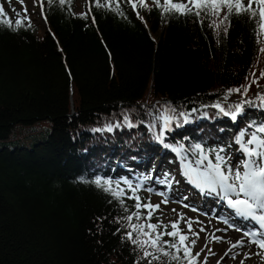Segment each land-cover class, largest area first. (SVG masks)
I'll return each instance as SVG.
<instances>
[{"label":"trees","instance_id":"1","mask_svg":"<svg viewBox=\"0 0 264 264\" xmlns=\"http://www.w3.org/2000/svg\"><path fill=\"white\" fill-rule=\"evenodd\" d=\"M41 1L44 27L20 17L17 28L0 13L12 23L0 22V264H149L125 235L123 218L136 211L131 193L121 204L93 181L143 178L157 153L160 175L174 156L198 157L196 145L225 158L237 132L256 133L264 126V36L257 43L246 15L214 28L215 17L162 16L153 0L136 10L120 0L123 17L88 0V19L75 0L71 12ZM249 85L247 94H229ZM237 104L235 119L225 114ZM44 120V140L28 147L10 139L14 126ZM158 220L154 212L150 223ZM152 264L176 261L161 255Z\"/></svg>","mask_w":264,"mask_h":264},{"label":"snow or ice","instance_id":"2","mask_svg":"<svg viewBox=\"0 0 264 264\" xmlns=\"http://www.w3.org/2000/svg\"><path fill=\"white\" fill-rule=\"evenodd\" d=\"M125 3L130 4L133 10L138 8H148L146 0H124ZM23 4V0H21ZM48 3H53V0H48ZM154 5L161 10V15H177L186 16L194 15L197 18L215 17L211 23V27L219 28L226 25L230 21V17L233 15H246L255 24L254 34L257 37V43H261L260 37L264 36V0H153ZM59 4L64 6L68 5V10L71 12V0H59ZM255 5V7H254ZM96 8H105L111 10L121 17L124 16L123 11L120 8V0H115L113 4L111 0L108 3H100V0H95ZM43 14V4H40ZM27 11L25 7V12ZM3 12L2 6H0V13ZM91 12L89 8L88 13H81L80 18L88 19V15ZM221 13L223 15L221 16ZM138 18L143 20L139 11H136ZM19 16L20 13H17ZM218 21V22H217ZM12 27L10 20L0 21ZM92 23L95 24V18H92ZM16 27L22 26L23 21L17 19L15 21ZM29 26L30 21H29ZM227 32V27L224 28ZM261 52H264L262 47ZM264 76V72L261 73ZM253 83H256L253 80ZM249 86L243 88L230 89L229 94L233 92H239L247 94ZM262 104H264V96L257 97ZM220 111L224 109L220 105H214ZM242 110V104L235 105L234 111L230 114L233 119ZM183 115V114H181ZM169 119H165L164 127L167 128ZM256 133H264V126L257 127ZM256 133H253L247 143H244V133H241L237 139V143L240 145V151L245 155L244 162L237 166L235 170L227 163L224 157L218 152L215 155V160L209 158L207 154H204L199 145L195 146V151L198 153L199 158L194 161L182 163V174L189 179V182L202 190L218 191L227 202L228 207L235 210V213L246 219L255 221L258 225V229L255 231H244L242 229H235L242 231L243 236L249 239V242L256 244L259 248L264 249V140L259 139ZM248 145L254 146L249 148ZM178 154H182L185 150L183 148L173 149ZM221 152L223 150H220ZM255 158V159H253ZM182 159H185L182 157ZM93 183L101 188L104 192L109 193L114 198L119 199L123 204V197L127 193L131 195L127 196L128 199L135 201V212L127 215L123 219L127 221L126 227L129 231L125 234L126 238L130 240L138 248L144 250L145 257H152V260H158L160 256L169 257L171 261H176V264H183L186 260L188 264H194L195 257L191 255L190 248L186 244L189 237L185 235L179 229L180 220H183V216L172 222L170 227L172 231H167L168 225H162L160 223H150L153 213L159 209V205H152L149 203H142L141 198L137 195L140 184L135 187L127 180L112 181L109 179L97 178ZM121 184L126 185L125 188L121 187ZM151 191V189H149ZM160 195H164L160 193ZM167 203V199L162 201ZM127 211V209H125ZM141 210H146V215H141ZM175 211V210H173ZM146 223H139L141 220ZM137 223H133V221ZM227 223V221H225ZM192 222H187L188 232H192ZM229 227H234L229 225ZM160 229H165L161 231ZM204 231V229H201ZM196 235V233H192ZM168 236L171 240H164L163 237ZM178 238V239H177ZM217 241L219 237H214ZM196 241L192 240L191 245H195ZM244 240H238L231 245L229 252L237 247H243ZM152 251H148V249ZM174 249L175 251H169ZM183 251V257L177 255ZM159 254V255H156ZM228 253H225L227 255ZM197 256L199 253L196 254ZM246 258H249V254H245ZM152 260H149V264H152Z\"/></svg>","mask_w":264,"mask_h":264},{"label":"rangeland","instance_id":"3","mask_svg":"<svg viewBox=\"0 0 264 264\" xmlns=\"http://www.w3.org/2000/svg\"><path fill=\"white\" fill-rule=\"evenodd\" d=\"M40 4L41 0H23V4L21 3V0H0V6L3 8L2 13H6L8 16H12L15 19L24 17L26 21L32 22L35 26L44 27V20L40 16ZM75 6L77 12L84 13L88 10V0H75ZM25 7L27 9L26 12ZM17 13H20V15L18 16ZM212 109L216 111L218 110L217 107ZM201 111H203V109L199 110L197 113H200ZM193 114L194 113L192 112L190 116ZM50 129L51 123L48 120L38 121L31 125H16L12 129L10 139H19L18 144H25L30 147L35 141L44 140L50 132ZM250 137L251 134L244 136L245 144ZM233 147V144L229 142L225 151L224 159L229 165H231L233 170H235L237 166L244 162L246 157H244V159L236 158L237 147L235 146L234 149ZM248 147L252 148L254 146L248 145ZM160 157H162V154L157 153L156 159H151L150 164H153L152 166L154 169L150 173L146 174L143 178L134 179L135 181H131L133 179L128 181L134 187L137 184H140L139 190L145 195L144 203L150 202L152 205L160 206L159 209L155 211L159 220L155 221L154 224L160 223L162 225H168L169 227L167 228V231H172L170 227L171 223L177 221L182 215L183 220H180L179 229L189 237L186 244L189 246L192 254L197 257L199 264H258L256 259L252 258L249 252H244L242 256L238 258L230 255L228 251L230 247L225 245L226 238L223 236V229L225 228L228 231H232L233 227H229L231 224L228 222L225 223L223 219L216 217L214 212H210V216L206 217L203 211L198 210L196 207L188 206L191 204L190 202L193 200V196L192 194L188 195V192L185 191L183 184L180 182V173L182 172L181 165L182 163L194 161L195 158L193 157L190 160H185L180 157V162L176 164V161L178 160L176 157L173 162L164 163L163 165L166 166L162 168L160 175L156 174L157 178H154L155 169L158 170L162 167L164 157L163 159ZM198 158L199 155L197 159ZM209 158L211 159V157ZM140 168H144V163H142ZM149 189H151V191H149ZM160 193H163L164 195H160ZM165 198L167 199V203H162ZM184 201L187 202L188 205ZM197 204L202 210H208L210 207L214 208L210 201L199 202ZM192 205L196 206V204ZM210 219H213L212 221L214 222V225L211 224L207 227V220ZM188 221L192 222V232H188ZM201 229H204V231H201ZM237 232L241 233L244 240V246L251 244L248 242V238L243 236L242 232ZM192 233H196V235H193ZM214 236L219 237L220 240L217 241L214 239ZM192 240L196 241L194 246L191 245ZM237 250L241 251L243 250V247H237ZM261 250L263 251L264 249ZM197 253H199L198 256L196 255ZM225 253L228 254L225 255ZM245 254H249V258H246Z\"/></svg>","mask_w":264,"mask_h":264},{"label":"bare ground","instance_id":"4","mask_svg":"<svg viewBox=\"0 0 264 264\" xmlns=\"http://www.w3.org/2000/svg\"><path fill=\"white\" fill-rule=\"evenodd\" d=\"M219 203V202H218ZM185 208V207H184ZM187 211V210H186ZM205 213V216L206 217H209L210 216V214L209 213H206V212H204ZM188 214V213H187ZM205 218V217H204ZM216 218V217H215ZM213 220V219H212ZM211 219L210 220H207V223H208V226L207 227H209L211 224H213L214 225V222L212 221ZM199 225V224H198ZM205 226V225H204ZM220 228V227H219ZM218 230V229H217ZM224 230V233H223V236H224V238H226V240H225V245H228L230 248H231V245L233 244V243H235L236 241H238V240H241V239H243L242 238V235H241V233H239V232H237V231H235V229L234 230H232V231H228V230H226L225 228L223 229ZM231 230V229H230ZM213 232V231H212ZM208 237H209V235H208ZM215 237V236H214ZM202 240V239H201ZM204 240V239H203ZM210 240V239H209ZM252 244V243H251ZM251 244H247L246 246H243V250H241V251H239V250H237V248H234V249H232V251L231 252H229L230 253V255L231 256H234V257H236V258H238V257H241L242 256V254L244 253V252H249L250 253V255L252 256V258H255L256 259V262L258 263V264H264L263 263V261H264V250L262 251L261 250V248H259L256 244H254V245H251ZM224 247V246H223ZM260 249V250H259ZM215 251V250H214ZM219 252V251H218ZM223 253V252H222ZM218 254V253H217ZM229 255V256H230ZM218 256V255H217ZM222 256V255H221ZM235 258V259H236ZM237 260V259H236ZM245 260V259H244ZM255 262V263H256ZM237 263V262H236Z\"/></svg>","mask_w":264,"mask_h":264}]
</instances>
